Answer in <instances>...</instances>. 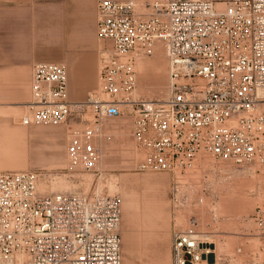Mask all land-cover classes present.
Segmentation results:
<instances>
[{"label":"built area","instance_id":"2783aa9c","mask_svg":"<svg viewBox=\"0 0 264 264\" xmlns=\"http://www.w3.org/2000/svg\"><path fill=\"white\" fill-rule=\"evenodd\" d=\"M151 6L145 14L136 0H99L98 36L112 44L101 54L100 91L72 100L67 67L38 61L20 123L57 126L76 115L83 120L91 109L94 123L74 129L67 144L68 165L91 171L100 159L95 137L102 119L130 107L143 152L138 170L183 172L208 153L257 164L264 174V0H153ZM159 42L167 49L168 94L148 98L136 91V59ZM38 181L33 170L0 171V264H122L118 195L41 192ZM172 194L190 196L179 181ZM251 218L264 249V201ZM206 243L195 226L175 231L172 264L200 263L212 252Z\"/></svg>","mask_w":264,"mask_h":264},{"label":"rangeland","instance_id":"374dc122","mask_svg":"<svg viewBox=\"0 0 264 264\" xmlns=\"http://www.w3.org/2000/svg\"><path fill=\"white\" fill-rule=\"evenodd\" d=\"M98 1L34 0L36 14L28 19V24L42 26L43 44L51 47V57L36 62L62 61L69 67V96L72 100L85 99L89 93L101 89V54L105 49H111L112 44L98 36ZM136 1L141 12L152 11L153 0ZM39 35L40 30H37L34 38L36 50L40 45ZM160 44L152 54L142 55L136 62L138 95L159 98L167 91V66L163 73L166 82H162L160 90L151 84L155 81L154 74L141 77L138 68L161 50L168 64L165 48ZM78 64H81L84 82L91 83L84 92L71 91L70 82L72 84L74 75L77 76ZM32 79L33 67L11 73V77L0 72V171L38 172L41 192L118 195L122 206L123 264H172L173 235L177 226L184 230L195 226L201 240H206L212 249L198 264L209 261L213 264H248L253 259L264 258L263 243L251 218L256 206L264 201V174L257 164H237L203 153L192 168L183 172L140 171L136 166L143 152L133 138L131 108L121 106L123 113L104 117L101 121L95 137L100 149L97 168L91 171L73 169L67 160L70 135L76 128L93 124L94 113L89 109L82 114L84 121L76 115L57 126L22 125L20 119L29 109L25 104L32 99ZM43 127L53 128L39 131ZM12 145H16V149H11ZM175 181L180 182L182 192L190 195L188 199L180 196L175 200L172 194ZM201 196L202 201L199 200ZM224 198L230 203L237 201L238 209L229 211L227 203L222 204ZM127 225L133 235L130 246L134 244V249L131 251L126 245L129 238V235L125 237ZM239 247L241 252L237 251Z\"/></svg>","mask_w":264,"mask_h":264},{"label":"crops","instance_id":"0c3cea01","mask_svg":"<svg viewBox=\"0 0 264 264\" xmlns=\"http://www.w3.org/2000/svg\"><path fill=\"white\" fill-rule=\"evenodd\" d=\"M34 7V0H0V72H5V76L11 77V73L20 70H31L40 58L51 57V47L43 44L42 41V26L28 24V19L36 14ZM37 30H40L41 39L38 50L34 45ZM78 65L80 67L77 70V76L74 75L72 84L70 82L72 92L75 90L84 92L91 85L90 82L88 84L84 82L81 64ZM51 128L53 127H43L39 131H50ZM11 149H16V145H12ZM126 235H129L126 245L131 251L134 249V245L130 248V239H133V235L128 225L125 237Z\"/></svg>","mask_w":264,"mask_h":264},{"label":"bare ground","instance_id":"6f19581e","mask_svg":"<svg viewBox=\"0 0 264 264\" xmlns=\"http://www.w3.org/2000/svg\"><path fill=\"white\" fill-rule=\"evenodd\" d=\"M162 44V46L161 47H163L164 46V48H165V55L167 56V49H166V45L165 44H163V43H161ZM160 44V45H161ZM158 47H159V45H158ZM161 47H159V48H161ZM159 50V49H158ZM164 50V49H163ZM164 53H163V51L161 50V51H159L158 52V54L156 53V56L155 57H153L150 61H151V63H150V61L148 62V63H141V64H139V72H140V75H142L141 77H144L147 73H153L154 75V82L152 83L151 82V84L154 86V87H156V89L157 90H160V88H161V86H162V82H164L165 80H163L164 78H163V73H164V71L165 70H167L166 69V66H167V68H168V74H169V64H167L165 61H164V59H163V57H164V55H163ZM142 55H139L138 57H137V59H136V62H137V60H138V58L139 57H141ZM59 63H62V64H64L66 67H67V70H68V74H69V67L64 63V62H62V61H58ZM150 64V65H149ZM167 64V65H166ZM150 67H151V70H150ZM153 71V72H152ZM166 73V72H165ZM143 79V78H142ZM166 82V81H165ZM165 85V84H164ZM166 87V86H165ZM164 87V88H165ZM167 94H168V89H167V91H166V93H165V95H163V96H161V97H159V98H164V97H166L167 96ZM25 106H27V104H25ZM45 126H56V125H45ZM247 181V180H246ZM236 183H237V181H236ZM244 183V182H243ZM238 184V183H237ZM261 185V184H260ZM241 186V185H240ZM244 186V185H243ZM264 185H262V187H263ZM238 193V192H237ZM226 195H228V194H226ZM241 197V196H240ZM244 197L245 196H243V199H244ZM238 198V197H237ZM239 199V198H238ZM237 199V200H238ZM249 199V198H248ZM243 201V200H242ZM241 202V201H240ZM244 202V201H243ZM249 202V201H248ZM225 203H227V207L229 208L228 210L229 211H233L234 212V210L237 208L238 209V202L236 201V202H232L231 201V203H230V201H229V199L228 198H224V201H222V204H225ZM251 204V203H250ZM226 205V204H225ZM246 205H247V203H246ZM242 206H244V205H242ZM226 207V206H225ZM226 207V208H227ZM241 207V206H240ZM239 207V209L241 210V208L243 209V207H241L240 208ZM224 209V208H223ZM246 209V208H245ZM230 219V218H229ZM230 221V220H229ZM234 223V222H233ZM224 225H225V223H224ZM177 230H184V228H182V227H180V226H177ZM133 245L134 244H132V246H130V248H133ZM129 248V247H128ZM127 248V249H128ZM214 263V262H213ZM211 261H209V262H207V264H213ZM123 264V263H122ZM126 264H130V263H126Z\"/></svg>","mask_w":264,"mask_h":264}]
</instances>
